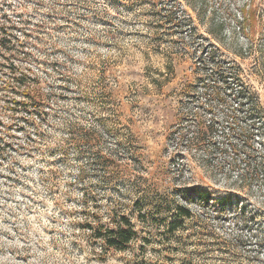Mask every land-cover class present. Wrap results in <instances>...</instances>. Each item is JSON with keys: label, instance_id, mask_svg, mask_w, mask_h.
Wrapping results in <instances>:
<instances>
[{"label": "rangeland", "instance_id": "1", "mask_svg": "<svg viewBox=\"0 0 264 264\" xmlns=\"http://www.w3.org/2000/svg\"><path fill=\"white\" fill-rule=\"evenodd\" d=\"M0 7L23 19L14 64L29 74L30 94L44 96L33 116L36 138L34 128L24 134L15 126L11 99L20 95L0 92V264H188V253L191 264H264V172L254 166L264 155V0H0ZM221 72L248 99H234ZM68 120L75 131L97 133L91 153L78 143L65 159L56 150ZM99 149L121 170L114 184L93 175ZM188 187L237 203L189 202L181 197ZM84 188L121 195L138 230L127 249L105 256L74 225L84 221ZM179 207L193 217L168 233ZM206 225L207 234L193 232Z\"/></svg>", "mask_w": 264, "mask_h": 264}, {"label": "trees", "instance_id": "2", "mask_svg": "<svg viewBox=\"0 0 264 264\" xmlns=\"http://www.w3.org/2000/svg\"><path fill=\"white\" fill-rule=\"evenodd\" d=\"M12 10H14V8ZM20 24H23L22 18L20 19L19 17H12L0 7V92L20 95L19 99H11L12 107L10 110L13 112V114H17V117L15 118V126L18 131L23 132L24 134H29L28 130L30 131L31 128H34L33 134L37 136L36 138H38L42 131L40 133V125L35 122L36 120L33 116L37 117L40 113H42L40 111L41 108L39 107V103L44 100V96L37 95L36 93L39 94L38 91H36L35 94H30L33 90L31 87L33 83L28 82L30 78L29 74L27 75L26 69L16 67L14 64V55L17 54L19 50L21 52V49L19 48H21L22 40L18 32H20V29L23 31V28L20 26ZM21 34L22 33H20V35ZM223 74L224 72L220 73L219 81L230 90L232 93L230 94L234 97V99H248V93L246 89L244 87L233 89V87L230 86L232 80H229V77L223 76ZM37 84L38 83H35V85ZM6 100V102H9L8 99ZM36 101H39V103ZM241 102L242 101H240V103ZM234 110L236 109L234 108ZM65 125L68 128L66 133L67 137L63 139V142H58L56 144V150L63 152L61 153V157L65 159V153L68 151L66 148L71 146L73 147L77 143L80 146L78 150H81L82 153H91V147L88 146V143L94 142L96 140L99 141L97 133L95 131H91L90 133V131H85L84 129L75 131L74 125L69 122V120ZM36 138L34 139L30 137V135L28 137L30 141L28 144L32 143L34 148H36L38 144V139ZM10 142L8 141L4 144L11 145ZM17 145L19 148L22 147V145H19V143H17ZM104 151L105 150L101 149H99V152L93 151L95 154L92 155L89 162L91 169L93 170V175L98 178L102 186L114 184L110 183V180L113 179L117 181V179L120 178L121 172V170L115 168L116 166L113 167L114 162L110 160V154L108 157H102L101 154H98ZM112 152H114L112 149L108 151V153ZM250 162V159L247 160L246 165L249 166ZM254 166L256 169H258V172L263 174V154L259 153V155H257V158L254 160ZM108 168L111 171H108ZM103 178H106L107 180ZM107 181H109V184H105ZM87 189L88 188L83 189L81 197L78 200L80 202L79 204L81 213H83L85 216L84 221L81 223H74V225H76L78 228H82L83 230H87L89 232L88 236H90V238L99 241L101 247L104 249L103 252L105 253V256H107L111 250L123 251L127 249L130 244L136 240L138 236V230L132 222L130 213L131 211H128L126 206H124V204L119 201L121 195L118 196L115 193V190L105 191L109 192L107 195H104V193L96 195L94 193H89ZM181 197L186 201H196L203 204L204 206L208 204H215L219 208L231 206L234 202L237 203V200L230 196L213 198L210 191L199 187L185 188L181 192ZM100 198H104L105 203H99L98 200H100ZM141 216V213H138L137 217L139 218ZM176 216L177 218L167 223L168 233H173L179 229L184 230L185 220L188 219L190 221L193 217V214L188 207H179V211ZM189 224H191V222ZM208 230L209 228L207 225L202 227V229H200V226H198L193 232L196 233V235L203 236V234H207L206 232ZM80 245L83 246L84 243H81ZM204 250V252H206L210 251L211 249H206L204 247ZM186 257L188 258L186 259L187 263L191 264V254H186ZM225 260L226 259H220L221 262H225Z\"/></svg>", "mask_w": 264, "mask_h": 264}]
</instances>
